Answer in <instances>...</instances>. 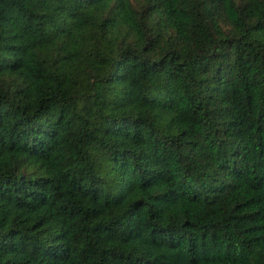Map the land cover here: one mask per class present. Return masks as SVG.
Instances as JSON below:
<instances>
[{"label": "trees", "instance_id": "16d2710c", "mask_svg": "<svg viewBox=\"0 0 264 264\" xmlns=\"http://www.w3.org/2000/svg\"><path fill=\"white\" fill-rule=\"evenodd\" d=\"M0 264H264V0H0Z\"/></svg>", "mask_w": 264, "mask_h": 264}, {"label": "rangeland", "instance_id": "374dc122", "mask_svg": "<svg viewBox=\"0 0 264 264\" xmlns=\"http://www.w3.org/2000/svg\"><path fill=\"white\" fill-rule=\"evenodd\" d=\"M139 1H140V0H133V2H134L135 4H138Z\"/></svg>", "mask_w": 264, "mask_h": 264}]
</instances>
